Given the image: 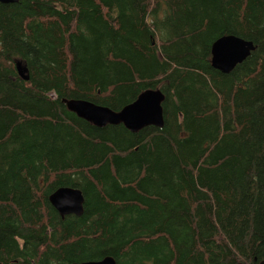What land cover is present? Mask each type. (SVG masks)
I'll use <instances>...</instances> for the list:
<instances>
[{
  "label": "trees",
  "instance_id": "1",
  "mask_svg": "<svg viewBox=\"0 0 264 264\" xmlns=\"http://www.w3.org/2000/svg\"><path fill=\"white\" fill-rule=\"evenodd\" d=\"M225 35L255 48L230 72ZM27 68L29 79L17 63ZM159 89L165 124L98 127ZM80 189L84 213L49 196ZM260 264L264 0L0 2V264Z\"/></svg>",
  "mask_w": 264,
  "mask_h": 264
},
{
  "label": "water",
  "instance_id": "2",
  "mask_svg": "<svg viewBox=\"0 0 264 264\" xmlns=\"http://www.w3.org/2000/svg\"><path fill=\"white\" fill-rule=\"evenodd\" d=\"M19 1L21 0H0L6 4ZM254 48L252 41L234 35L222 36L212 44V64L222 72H230L238 63L243 62ZM17 68L24 79H29L26 74L28 70L22 67L21 62L17 63ZM164 100L165 94L161 90L146 89L138 95L134 102L118 111L85 99L64 98L63 102L79 117L98 127L107 124H123L130 131L138 132L151 125L164 126ZM49 200L62 217L70 214L81 216L84 213L85 197L78 188L60 187L49 196ZM72 264H117V261L112 256H106L100 260L73 262ZM260 264H264V258Z\"/></svg>",
  "mask_w": 264,
  "mask_h": 264
},
{
  "label": "bare ground",
  "instance_id": "3",
  "mask_svg": "<svg viewBox=\"0 0 264 264\" xmlns=\"http://www.w3.org/2000/svg\"><path fill=\"white\" fill-rule=\"evenodd\" d=\"M150 89H152V88H150Z\"/></svg>",
  "mask_w": 264,
  "mask_h": 264
}]
</instances>
